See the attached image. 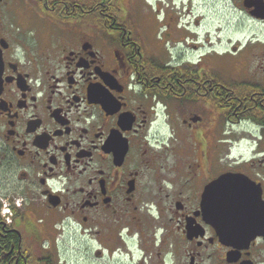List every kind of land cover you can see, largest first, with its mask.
Listing matches in <instances>:
<instances>
[{
	"label": "flooded vegetation",
	"instance_id": "af4514ba",
	"mask_svg": "<svg viewBox=\"0 0 264 264\" xmlns=\"http://www.w3.org/2000/svg\"><path fill=\"white\" fill-rule=\"evenodd\" d=\"M0 264H264V0H0Z\"/></svg>",
	"mask_w": 264,
	"mask_h": 264
}]
</instances>
